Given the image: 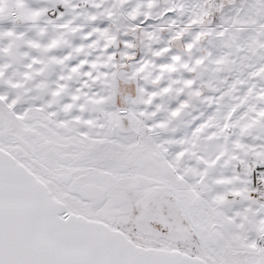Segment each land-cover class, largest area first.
<instances>
[{
  "label": "snow or ice",
  "instance_id": "obj_1",
  "mask_svg": "<svg viewBox=\"0 0 264 264\" xmlns=\"http://www.w3.org/2000/svg\"><path fill=\"white\" fill-rule=\"evenodd\" d=\"M0 264H264V0H0Z\"/></svg>",
  "mask_w": 264,
  "mask_h": 264
}]
</instances>
